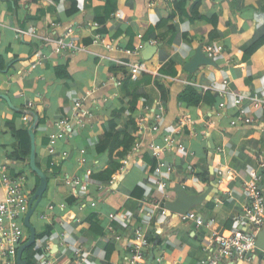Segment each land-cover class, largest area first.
Returning a JSON list of instances; mask_svg holds the SVG:
<instances>
[{"label": "crops", "instance_id": "1", "mask_svg": "<svg viewBox=\"0 0 264 264\" xmlns=\"http://www.w3.org/2000/svg\"><path fill=\"white\" fill-rule=\"evenodd\" d=\"M183 1L149 5L148 0H75L77 11L69 14V0H20L16 12L10 2L0 0V56L8 64L0 72V96L7 97H0V164L7 165L11 176L25 178L23 190L30 201L39 182L28 169L29 161L10 157L18 142L6 129L19 114L15 122L19 129H32L35 163L46 177V189L29 218L35 231L33 251L40 252H32L34 264H126L138 226L148 239L147 264H200L212 235L253 232L233 218L247 206L245 183L251 171L264 184V168L259 167L264 162V44L248 51L264 37V0ZM68 30L82 50L59 55L54 40ZM96 34L99 43L93 42ZM145 44L156 46L149 60L142 55ZM212 44L223 48L213 65L186 72L197 50L205 55V46ZM35 57L41 62L31 68ZM134 64L145 65L146 72L132 78L127 71ZM127 77V90L139 95L131 113L121 91ZM194 85L209 87L200 91L203 100L196 106L179 101V94ZM219 89L226 92L223 109L218 107ZM234 96L241 97L251 124L231 125L237 117ZM254 97L263 104L255 106ZM78 101L90 115L80 123L69 119L74 135L58 141L49 153L48 136L55 123L74 119ZM114 113L119 114L114 122L129 134L133 128L128 119H144L150 126L161 114L159 132H139V149L128 154L125 171L114 174L110 186L96 184L90 175L106 168L107 154L95 147ZM182 117H189L193 126L176 136L183 151L172 148L162 155L173 171L166 177L167 214L160 215L153 208L161 192L153 185L156 160L148 146L161 143L162 135H173ZM79 150L84 151L81 156ZM66 177H85L86 194L77 196L75 187L65 184ZM176 186L193 200L188 211L213 221L209 230L182 222L181 213L169 210L179 201ZM3 197L0 186V202ZM23 235L26 241L25 227ZM261 255L253 253L248 264H264ZM222 264L239 262L230 258Z\"/></svg>", "mask_w": 264, "mask_h": 264}, {"label": "built area", "instance_id": "2", "mask_svg": "<svg viewBox=\"0 0 264 264\" xmlns=\"http://www.w3.org/2000/svg\"><path fill=\"white\" fill-rule=\"evenodd\" d=\"M157 0H148L149 5H153ZM170 1V0H162ZM96 25V24H94ZM99 38L96 34L94 37V43H99ZM103 43V40H101ZM55 53L63 54L65 52L73 53L81 51V46L76 43V37L73 36L72 31L68 30L59 39L54 40ZM108 45H105L107 47ZM143 46L137 47L134 52L137 53L142 49ZM205 55L208 58L214 59L216 56L221 54L223 48L219 45H207L205 46ZM41 59L35 57L32 61L31 68L35 65L40 64ZM128 72L133 78L141 73L146 72L145 65L134 64L129 66ZM223 85L226 86L227 82L223 81ZM199 88L198 86L194 85ZM200 90L207 91L209 87H200ZM217 97L219 99V109L224 108L223 96L226 94L225 89H219ZM255 106L263 104L261 100L254 97L252 99ZM233 102L237 107V117L231 120V125L239 123L251 124L252 120L246 116V109L242 107V99L240 96H234ZM32 102H27L26 108L31 109ZM74 119L61 118L55 123V131L49 134L47 149L49 153H53L56 143L62 139H70L73 135V128L69 123L70 120H75L80 123L85 116H89L90 113L87 110H83L82 101H78L73 106ZM23 119H28V112L25 111ZM154 124L150 126L143 119L138 120V133L142 130H151L152 132H159L158 122L161 120V114L156 116ZM148 126V127H147ZM185 126H193V121L189 117H182L176 128L174 129L173 135H162L161 143H151L148 146V151L151 156L156 160V164L153 170V185L156 190L161 192L160 200H155L153 208L160 210V215H166L167 209L164 207L163 200L167 199V190L169 189V180L166 177L172 173L173 168L171 164L167 163L162 155L165 151H169L172 148L183 151L184 147L181 143L176 141V136L181 133V129ZM139 149V143L136 142L132 151ZM80 156L84 153L83 150H79ZM66 153H62V157L65 158ZM79 156V158H80ZM128 157V155H127ZM126 159L122 160V166L117 174H121L126 169ZM84 160H80L83 162ZM259 167L264 168V162H260ZM88 175V173H86ZM115 174V175H117ZM114 176H112L113 178ZM108 182L109 186L113 183V179ZM85 180V177H84ZM80 180L79 177L65 179V184L75 187L76 195L83 196L88 190L89 184ZM25 178L23 176H11L8 171V167L5 164H0V186L4 189V197L0 202V264H14V258L18 247L25 241L22 228V220L29 208V199L23 190ZM245 195L247 199V206L240 214L235 216L234 222L238 225H250L253 228L252 233L243 232L241 230H232L219 235H212L209 240V249L207 256L200 261V264H222L224 261L234 258L239 264H248L253 257L252 254L256 253L255 243L257 234L261 229L264 228V184L260 182L259 175L256 172H252L249 175V180L245 183ZM91 207L95 206V203L90 204ZM53 206H49L48 209H53ZM59 208L62 210L65 208L64 205H60ZM109 219H113V214L108 215ZM182 222H193L197 229L205 228L210 229L212 220L205 222L195 212L187 211L180 215ZM65 235L61 234L60 239H64ZM116 240H119L116 237ZM148 248V239L144 234V231L140 226L133 229V238L128 245V256L126 264H146V255ZM261 256L264 261V251H261Z\"/></svg>", "mask_w": 264, "mask_h": 264}, {"label": "trees", "instance_id": "3", "mask_svg": "<svg viewBox=\"0 0 264 264\" xmlns=\"http://www.w3.org/2000/svg\"><path fill=\"white\" fill-rule=\"evenodd\" d=\"M6 1L10 2V4L13 5L14 12H16V10L19 7L20 0H6ZM22 1L26 2L27 0H22ZM69 1L71 3L69 14L75 13L77 11L76 2L75 0H69ZM181 2H184V1L181 0ZM177 9L179 10L181 8L178 7ZM106 17H108V15ZM168 17L169 18L173 17V14L169 15ZM103 20L104 18L101 19L100 21L102 22ZM263 44H264V37L260 39L258 42H256L248 51L249 52L255 51L259 47H261ZM7 66L8 64H6L3 58L0 56V72L6 70ZM142 75H145V74H142ZM129 81H130L129 77L125 78V80L123 81L121 91H122L123 96L129 99L127 103H128V110L131 113L135 110L139 95L136 94L134 91L129 92L127 90L126 87ZM200 91L201 90L195 86H187L179 94L178 100L188 106H196L203 100V98L201 97ZM18 115L19 114H16L15 119L11 123L7 124L6 126V129L8 130V132L18 142L17 148L11 153L10 157L13 158L15 161L24 162L27 164V161L30 155V137L28 133V128L19 129V127L17 126L15 121ZM117 117H119V114L117 113H114L112 115L111 120L109 122V130L104 132L99 137L98 143L96 144V147H95L96 152L101 153V154H107V163H106V168L104 170L90 175L91 181H93V183H96V184L97 183H102V184L108 183L110 179L112 178V176L119 172V169L122 166V160L126 159L127 155L131 152L135 143L138 140V131H137L138 122L133 121L131 119L127 120V124H129L133 128V132L129 134L127 133L125 127L122 128L121 126H118L114 122V119L115 118L117 119ZM28 169L31 172V174L36 176V174L30 170L29 166H28ZM36 180L37 182H39L38 177L36 178ZM22 228H24V226ZM37 237H40V235H37ZM33 248H34V244L30 245L23 251L21 255L22 256L21 259L25 262V264H34L31 260L32 252L35 254V256H40V252H34Z\"/></svg>", "mask_w": 264, "mask_h": 264}, {"label": "water", "instance_id": "4", "mask_svg": "<svg viewBox=\"0 0 264 264\" xmlns=\"http://www.w3.org/2000/svg\"><path fill=\"white\" fill-rule=\"evenodd\" d=\"M156 49V46H151L150 44H145L142 50V55L145 60H149L154 53ZM213 65V59L208 58L205 56L199 49L197 50L195 56L185 65L184 70L188 73H193L198 67L200 66H212ZM1 98L5 99L7 101L6 96H0ZM29 137H30V155L28 158V164L30 170L36 174V176L39 178V186L37 190L35 191L34 195L29 201V208L26 212L23 224L24 227L27 228L29 231V237L26 241H24L17 249L16 252V264H25V262L21 259V255L23 251L32 245L35 241V231L34 228L29 223V218L31 214L34 211L36 202L40 200L42 193L44 192L46 188V177L45 174L37 167L35 163V145H34V135L32 132V129L28 130ZM211 150L213 149V146H210ZM175 191L177 195H179V201L177 204L173 205L170 204L169 210L175 213H185L188 210L187 204L189 202L193 203L192 199H188V197L183 193V190L180 189V186H176ZM34 203V205H33ZM255 251H264V228L259 231L256 237V243H255ZM147 264V263H146Z\"/></svg>", "mask_w": 264, "mask_h": 264}]
</instances>
